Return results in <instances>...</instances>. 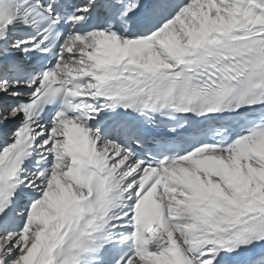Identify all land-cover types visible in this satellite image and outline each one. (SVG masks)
<instances>
[{"label":"snow or ice","instance_id":"obj_1","mask_svg":"<svg viewBox=\"0 0 264 264\" xmlns=\"http://www.w3.org/2000/svg\"><path fill=\"white\" fill-rule=\"evenodd\" d=\"M0 264H264V0H0Z\"/></svg>","mask_w":264,"mask_h":264}]
</instances>
